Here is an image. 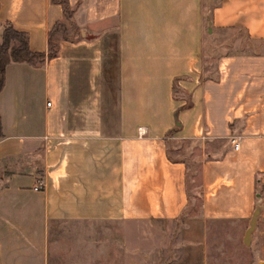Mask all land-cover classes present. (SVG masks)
<instances>
[{
	"label": "crops",
	"instance_id": "0c3cea01",
	"mask_svg": "<svg viewBox=\"0 0 264 264\" xmlns=\"http://www.w3.org/2000/svg\"><path fill=\"white\" fill-rule=\"evenodd\" d=\"M64 1L0 0V37L10 23L32 51L66 6L78 28L5 66L0 264H67L63 224L110 229L83 239L93 264H133L134 224L166 226L156 264H216L224 244L260 256L264 0Z\"/></svg>",
	"mask_w": 264,
	"mask_h": 264
},
{
	"label": "rangeland",
	"instance_id": "374dc122",
	"mask_svg": "<svg viewBox=\"0 0 264 264\" xmlns=\"http://www.w3.org/2000/svg\"><path fill=\"white\" fill-rule=\"evenodd\" d=\"M78 5H75L77 9ZM71 7L66 6L62 18L57 20L52 29L50 38L51 46H56L60 39L74 38L78 36V28L71 20ZM264 45L262 44L261 48ZM192 169L188 172L191 177ZM197 181V177H195ZM133 238V264H156L162 259V247L160 243L163 233L167 231L166 226L158 227L156 225H145L143 228L138 225L132 227ZM263 230V229H262ZM113 231V230H111ZM110 235V229L107 226H94L84 224H69L67 226L59 225L54 227L52 240L54 241L55 253L57 258H64V248L66 247L69 252H72L71 260L67 264H93L92 257L96 249L99 247L93 246L83 241L84 238L91 237H107ZM161 235V236H160ZM71 242L72 244H64V242ZM82 243V244H81ZM66 245V246H65ZM106 245L105 247H107ZM225 252L217 255L216 264H264V235L260 242V256L254 253V246H239L224 244ZM96 248V249H95ZM58 252V253H57ZM60 253V254H59ZM62 254V255H61ZM95 254V253H94ZM235 255L237 261L229 259V256ZM260 258V261H259ZM64 262H59L62 264ZM103 264V262H101Z\"/></svg>",
	"mask_w": 264,
	"mask_h": 264
},
{
	"label": "trees",
	"instance_id": "16d2710c",
	"mask_svg": "<svg viewBox=\"0 0 264 264\" xmlns=\"http://www.w3.org/2000/svg\"><path fill=\"white\" fill-rule=\"evenodd\" d=\"M62 2L64 6V0H54ZM66 10V9H65ZM53 29V27H52ZM52 30L50 32L51 38ZM56 53V46H51L47 53L32 51L28 45L27 33L16 29L12 24L6 23L3 26L2 34L0 37V90L4 85V70L5 66L10 61H27L32 64L41 63L45 56H54ZM1 130V117H0V136Z\"/></svg>",
	"mask_w": 264,
	"mask_h": 264
},
{
	"label": "water",
	"instance_id": "95a60500",
	"mask_svg": "<svg viewBox=\"0 0 264 264\" xmlns=\"http://www.w3.org/2000/svg\"><path fill=\"white\" fill-rule=\"evenodd\" d=\"M260 205H257L256 209L254 210L250 223H249V227L247 228L246 232H245V236H244V243L246 245H248L250 243V235L252 233V231L254 230L255 226H256V222H257V218L258 215L260 213Z\"/></svg>",
	"mask_w": 264,
	"mask_h": 264
},
{
	"label": "built area",
	"instance_id": "2783aa9c",
	"mask_svg": "<svg viewBox=\"0 0 264 264\" xmlns=\"http://www.w3.org/2000/svg\"><path fill=\"white\" fill-rule=\"evenodd\" d=\"M50 102L51 101H47L46 104L47 105H50ZM230 142L231 144L233 145V147L235 149H238L239 148V145H240V140L238 139L237 136H230ZM43 186V182L41 180H38L36 182V184L33 186L34 189H39Z\"/></svg>",
	"mask_w": 264,
	"mask_h": 264
}]
</instances>
